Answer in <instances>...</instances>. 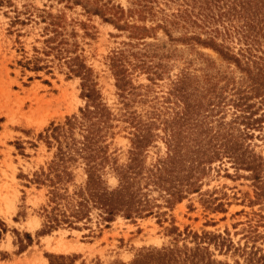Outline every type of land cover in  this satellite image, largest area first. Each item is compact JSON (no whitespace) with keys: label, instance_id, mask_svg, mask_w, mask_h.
Wrapping results in <instances>:
<instances>
[{"label":"rangeland","instance_id":"374dc122","mask_svg":"<svg viewBox=\"0 0 264 264\" xmlns=\"http://www.w3.org/2000/svg\"><path fill=\"white\" fill-rule=\"evenodd\" d=\"M236 1L0 0V264H264V8ZM123 174L139 212L108 219Z\"/></svg>","mask_w":264,"mask_h":264},{"label":"trees","instance_id":"16d2710c","mask_svg":"<svg viewBox=\"0 0 264 264\" xmlns=\"http://www.w3.org/2000/svg\"><path fill=\"white\" fill-rule=\"evenodd\" d=\"M254 8H256V11L254 10ZM260 8H264V0H257L254 3H253V0H237L231 7L228 8V12H235L243 17H246L244 15V12L245 13L250 12L249 17L253 19L254 17L257 16V13H259L258 9ZM86 97L89 98L90 104H88L87 108L83 110L82 118L88 119V120H92L96 118L97 120H100L103 116L102 112L104 111V109L99 106L100 104L96 101V98L93 97V91L89 89L86 93ZM90 106H92V108H90ZM76 120H77L76 117L67 119V122L65 123L66 125H68L67 128H65L64 125H60V126H55L51 129V136L58 142V145H59V156H58L59 159L58 160H61L63 162L70 160L69 158L71 157L68 156L67 152L61 149L60 143L62 141L60 140V138L65 137L63 139H66V134L71 132V129L76 123L75 122ZM91 131L93 130L91 129ZM71 140L74 141V139H71ZM69 149L70 151H72V153L78 152V149L75 148L74 146L69 147ZM88 149H89L88 146L85 144L83 145V147L79 148L80 151H88ZM82 158L86 159L88 163L94 162L95 160L90 155H86V156L83 155ZM91 168H95V165H90L87 169L89 173L88 175L89 181L97 182V180L93 179L95 173L91 172ZM129 178L130 177L128 175L123 174L121 176V179L123 180V182L121 183L119 188L113 192H108L105 194H99L101 192H98V193L91 192L92 198L94 199L93 201L98 206H100V208L104 210L106 217L108 219H111L118 212H123V214L126 216H130V214L133 211L139 212L138 211L139 208L137 207L138 203L134 204L133 202H131L132 196H130V202L125 200V190L128 188ZM79 204L82 205V203H79ZM80 213L81 212H78L76 213V215L78 216Z\"/></svg>","mask_w":264,"mask_h":264}]
</instances>
